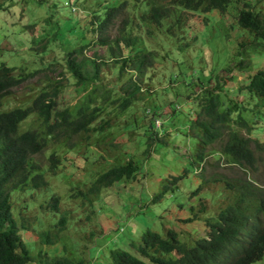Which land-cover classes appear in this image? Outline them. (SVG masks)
Segmentation results:
<instances>
[{"label": "rangeland", "instance_id": "1", "mask_svg": "<svg viewBox=\"0 0 264 264\" xmlns=\"http://www.w3.org/2000/svg\"><path fill=\"white\" fill-rule=\"evenodd\" d=\"M38 1L12 0L13 5H10L7 0H0L3 3L0 7V63L15 66L14 75L19 70L28 72L49 66V69L40 71L34 78L13 88L12 94L6 98L8 106L31 98L42 86L56 80H61L63 86L59 95L60 104L75 102L79 95L72 87L73 81L67 79L70 73L62 67V51L76 41L82 29L89 27L94 8H105L116 2ZM128 1L130 5L124 14L119 15L108 27L111 37L117 32L121 18L127 13H135L132 9L135 0ZM259 6H262L261 2ZM138 8H142V5ZM50 14L53 15L51 18ZM227 17L221 16L217 10L193 15L195 25L185 29L184 33L166 34L150 23L151 35L147 36L144 30L141 33L155 60L139 83L141 92L135 96L134 104L128 108L126 116L121 115L111 122L113 127L105 132L100 145L87 147L86 142L81 140L71 149H65L50 144L46 150L34 156L44 170L48 186L15 191L11 195L14 218L28 226L27 230H21L31 256L27 264L36 263L35 255L43 248L38 234L44 230L56 232L60 238L48 248L49 255L80 254L85 257V264H110L108 252L113 247L133 253L130 242H139L142 232L148 228L161 235L166 229L173 228L186 244H192L198 236H206L204 222L214 218L219 208L225 207L234 198L231 191L224 190L221 181L225 177L240 180L253 175L227 165L222 157L216 158L214 155L205 160L203 173L198 171L199 165L192 163L197 138L193 130L191 132L190 124L201 108L199 101L205 97L200 90L221 84L219 91L223 101L227 100V95L246 104L245 92L239 91V86L249 71L253 73L257 68H264V39L256 41L251 35L244 42L241 32L246 30L239 28L231 15ZM165 22L170 20L164 19ZM32 23L33 27H26ZM67 30L69 32L65 35ZM55 31L58 34L54 37ZM89 33L86 35L88 38L91 37ZM242 40L251 60L249 71L237 68L240 59L235 55V50L240 49ZM255 42H258V46L253 52L249 47ZM178 43L185 46L184 52L179 51ZM94 53L103 58L108 56L106 47L97 44H91L84 52L88 57ZM60 72H63V77ZM129 74L135 77L129 71L122 81ZM103 75L104 84H114L113 75L107 71ZM115 89H119L118 86ZM256 107L258 113L243 114L256 123L254 128L249 132L245 128L238 130L251 140L264 144V103ZM171 113L174 115L171 116ZM159 114L169 117L161 119ZM33 119L34 116L28 117L20 127L22 125L24 129L30 124L35 126ZM145 132L151 133L152 142L147 140ZM110 141L117 143V149H109ZM219 144L218 140L209 145L217 157ZM54 150L61 158V165L52 173L47 168V157ZM116 154L121 161L132 159L137 166L141 165L136 178L122 179L98 192H91L90 184L97 173L112 163ZM185 168L188 173L175 186L171 184L169 179L180 175ZM262 171L264 164L260 163L259 172ZM197 173L206 179L217 178L220 182L203 183L201 189L191 195L201 184ZM166 185L167 191L163 196L153 201ZM52 194L59 196L58 213L46 205ZM200 206L203 209L200 210ZM63 211L67 213L65 226L58 231L55 224ZM191 212L198 219L187 223L179 221L190 216ZM252 264H264V252Z\"/></svg>", "mask_w": 264, "mask_h": 264}, {"label": "trees", "instance_id": "2", "mask_svg": "<svg viewBox=\"0 0 264 264\" xmlns=\"http://www.w3.org/2000/svg\"><path fill=\"white\" fill-rule=\"evenodd\" d=\"M7 1L13 5L12 0ZM260 2L262 6H259ZM128 5V0H116L105 8H94L89 27L80 31L73 44L64 47L62 67L70 73L67 79L73 81L72 87L79 95L71 104H60L59 95L63 86L61 80H56L42 86L31 98L21 100L15 106H8L6 98L12 94L13 88L34 78L40 71L49 69V66L28 72L19 70L14 75L15 66L0 63V264H27L31 260L21 235V230H27L28 226L14 218L11 195L15 191L48 186L44 170L34 156L42 153L50 144L65 149H71L81 140L86 142L87 147L100 145L105 132L113 127L111 122L121 115L126 116V111L134 104L135 96L141 92L139 83L155 60L141 33L144 30L147 36L151 35L150 23L166 34L184 33L185 29L195 25L193 15L217 10L226 19L231 15L236 25L246 30L241 32L244 42L251 35L256 41L264 39V0H135L132 8L135 13H127L122 17L117 32L111 37L108 34L109 25L124 14ZM141 5L142 8H138ZM164 19L170 22L163 23ZM33 26V23L26 25L28 28ZM67 32L69 30L65 35ZM86 32H90V38ZM57 34L58 31H55L53 36ZM179 43L177 48L184 52L185 46ZM91 44L106 47L107 58L96 53L91 57L86 56L84 52ZM257 46L258 42H255L249 49L255 52ZM246 47L242 40L235 55L240 59L237 68L249 71L251 60ZM106 71L115 77L114 84L110 86L102 81ZM129 71L135 77L129 74L122 81ZM60 73L63 77V72ZM220 85L200 90L205 97L199 101L201 108L190 124L191 132L193 130L197 138L192 163L199 165L198 171L203 173L205 160L214 155L216 158L222 157L227 165L236 166L253 177L240 180L225 177L221 181L224 190L231 191L234 198L225 207L219 208L214 218L204 222L207 227L206 236H198L192 244H186L179 239L180 233L173 228L166 229L164 235L148 228L142 232L139 242H130L133 253L119 247L110 248V264H252L262 257L264 186L261 185H264V171L259 172V164H264V144L242 135L238 129L245 128L249 132L256 124L245 116V112L258 113L256 106L264 103V68H257L253 73L249 71L239 86V91L245 92L246 104L227 95V100L223 101ZM117 86L120 91L115 89ZM30 116H34L35 126L30 124L24 129L22 125L20 127ZM158 117L164 119L169 115L166 117L159 114ZM145 133L147 140L152 142L151 133ZM218 140L217 157L209 145ZM111 141L109 149H117V143ZM252 141L254 147L251 146ZM57 153L54 150L47 157L49 172L54 173L61 165ZM140 169L141 165L137 166L132 159L121 161L116 154L113 162L97 173L89 189L98 192L122 179L134 180ZM187 171L185 168L180 175L172 176L170 183L175 186ZM199 175L201 184L191 195L196 194L203 183L220 182L217 178L206 179L202 174ZM166 191L167 185L153 201L160 199ZM48 200L47 207L58 213L59 196L52 194ZM192 209L193 206L190 207ZM199 209H203V206ZM66 215V212H60L55 224L58 231L64 229ZM192 219L194 221L198 218L191 212L190 216L180 218L179 221L187 223ZM90 235L93 233L90 232ZM38 238L43 248L35 255V264H85L86 259L80 254L49 255L48 248L60 239L56 232L40 231Z\"/></svg>", "mask_w": 264, "mask_h": 264}]
</instances>
